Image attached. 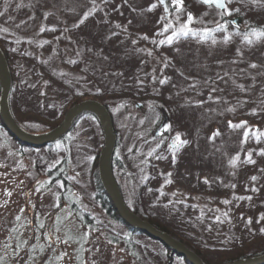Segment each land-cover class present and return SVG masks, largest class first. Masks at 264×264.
Wrapping results in <instances>:
<instances>
[{
    "label": "rangeland",
    "instance_id": "1",
    "mask_svg": "<svg viewBox=\"0 0 264 264\" xmlns=\"http://www.w3.org/2000/svg\"><path fill=\"white\" fill-rule=\"evenodd\" d=\"M157 1L0 0V45L14 82L9 107L16 122L34 133L61 121L72 96L99 92L116 133L113 171L125 197L141 191L143 208L159 213L174 231L187 224L207 237L203 250L217 254L214 236L232 235L237 213L248 215L264 195L256 183L264 179L248 183L261 153L251 136L264 137V41L238 34L203 41L200 34L206 23L217 22L218 8L190 1L186 10L168 14L162 4L159 12ZM232 2L245 23L264 20V0ZM188 13L191 31L183 36ZM225 15L241 22L238 14ZM161 115L168 119L156 122ZM3 126L0 264L165 263L152 237L138 248V259L107 237L123 228L93 198V161L103 140L94 118L83 116L50 146L21 144ZM171 141L175 150L167 154ZM63 156L68 196L92 215L95 228L84 226L68 202L60 205L58 182L40 189L46 171ZM245 188L249 195L237 191ZM241 197L248 201L239 203ZM218 205L232 211L222 216ZM256 225L264 226V215Z\"/></svg>",
    "mask_w": 264,
    "mask_h": 264
},
{
    "label": "trees",
    "instance_id": "2",
    "mask_svg": "<svg viewBox=\"0 0 264 264\" xmlns=\"http://www.w3.org/2000/svg\"><path fill=\"white\" fill-rule=\"evenodd\" d=\"M190 1H191V4L195 3L198 6L202 5V3L199 0H182V8H181L180 5L174 4L173 0H164L165 5L167 7L168 14L180 12L181 10H186V5H188ZM225 2H226L225 10L216 11L219 14L217 22H210L208 24L206 23L207 30L204 32L203 35L200 34L199 38H201L203 41H207V40L217 41V39H220L221 41H223V40L225 41V39H227V37L230 36L231 34L232 35L238 34L239 36L245 37L248 40V42L257 41V40L264 41V20L252 21L250 23L249 22L245 23L244 22L245 21L244 14L240 13L239 10H236L235 8L231 7L232 3H234V2H232V0H226ZM155 4H156L157 8L159 9V12H161L162 7H161L160 3L157 1V2H155ZM184 13H185V11H184ZM227 13L238 14L240 16L241 22H240L239 27H234L230 24V22L228 21V18L225 15ZM158 18H159V16L156 17V19H158ZM185 19L187 21V19H188L187 16H185ZM206 25H203V27L205 26V28H206ZM227 28H229L230 31H228ZM175 38H177V35L175 36ZM0 47L3 50V53L6 57L8 66H9L10 71H11V66H10V61L8 59L7 51L1 45H0ZM11 78L12 79H11V90H10V94H9V105H10V99L12 96V92L14 89L13 77L11 76ZM93 96H96L97 99H99V101L102 102L104 104V106L107 108V110L109 111L108 105L99 98V96H100L99 92H92L91 94L87 93L84 95L76 94L68 100L69 101L68 105H66L62 109V117H63V114L65 113V111L71 105H73L74 103H76L80 100L86 99V98H94ZM163 111H164V109H163ZM164 113H165V111H164ZM85 115H90L92 118L95 119V121H97L96 118L91 113H83V114L79 115L74 120L72 126ZM162 119H168V117L166 115H161V116L156 118V122L161 121ZM59 121H56L55 123L49 124L46 127H42V128L41 127H35L31 130L34 131V133L39 132V131H41V132L47 131V130L55 127L59 123ZM0 125L3 126L1 120H0ZM5 130H6V128H5ZM7 133L10 135V133L8 131H7ZM262 134H263V132L261 134H259L258 137L251 136V139H250V141L253 142L254 146H259V148L261 149V153L259 154L260 151L256 152V155L259 156V161H258L259 165L255 167V171L251 172V169L249 170V173H248L249 185L255 184L256 178H258V177L261 179H264V137L261 136ZM67 135H68V133H67ZM11 137L13 138V136H11ZM63 137L57 139V141L61 140ZM173 141H175V140H173ZM173 141H171L170 143L167 144V151H166L167 154L168 153L171 154V153H173V150H175L174 147L176 146V144ZM19 143H21V142H19ZM21 144H23V143H21ZM52 144H54V142H50L47 145L50 146ZM172 145L174 146L173 148H172ZM19 149L22 150L23 148L21 147ZM98 152H99V149H98ZM98 152H97L96 157L93 161V164H94V168L92 171L93 198H94L95 202L98 204V206L101 208V210L104 211L106 216L112 221L113 220L117 221L123 228L122 234L119 235L118 233L115 232V233L108 234L107 237L111 242H116V243L122 244L124 246V248L127 250L130 257H132L134 259H138V257H139L138 248L145 246L146 241L150 240V239L152 240V238L149 237L148 235H146L144 232L129 226L124 221H122L121 218L119 217L118 213L116 212V210L112 204L111 199L109 198V196L107 195V193L103 189V186L99 180L98 171H97ZM116 160H117L116 156L113 155V157H112V171H113V168L115 166H117ZM147 161H150V160H147ZM147 163H148L147 165H151L150 162H147ZM66 165H67L66 157L63 156L57 164H55L52 168H50L49 170L46 171L45 178H43V180L41 181L40 189H43V190L48 189L55 182H58L61 186V190L57 194V200H58V202H60V205H61V202L62 203L64 201L68 202L69 203V210L77 216V218L80 220V222L84 226H86L87 228H95L96 226H95V222H93L92 215L88 211L83 210L81 207H79L78 203L75 199L73 200L72 198L71 199L69 198L71 189H70V182L68 181L69 179L67 177ZM113 174L115 176L114 171H113ZM253 177H255V179H252ZM115 178H116V176H115ZM259 182L261 183V186L264 187V181L261 180V181H257L256 183H259ZM247 189L248 188H245L244 191L243 190H237V191L238 192H244V195H249L250 189H248V190ZM121 192H122V196L124 198V201H125L127 207L131 211L139 214V216H141L143 219L150 222L156 228L163 230V231L171 234L172 236L176 237L177 239H179L182 243H184L186 246L191 248L206 264L230 262V261H234V260H237L240 258L258 255V254H261L264 252V231H262V229H264V226H257L256 225V224H258V215H259V217L264 215V210H263V208H264V195H263V192H262V194L261 193L258 194V197L260 199L256 203H258L259 206L255 210H252L248 215H245V216L237 213L238 221L236 220V222H234V223H237V225L234 227L235 230H234L232 235L221 236V237H216V235L214 236L216 240L219 239L218 240L220 243L219 246H221V247L218 248L217 254H212V255H209L207 252H205L203 250V247L205 248V246H204L205 244H203V243L206 241L207 237H203V236L201 237V236L195 235L194 234L195 232L190 230L189 229L190 227H188L187 224H185V226H184V231L183 230H181L179 232L174 231L170 226H168L165 223V221L161 218L159 213L154 212L151 208H148V209L143 208L142 204L140 203L141 202V191H140V193L137 192L135 194L134 198H132V200H128L125 197L124 192L122 190H121ZM251 194L257 195V192L252 190ZM239 200H240L239 203H242V202L246 203L248 201L246 198H243V197H241ZM60 205H59V207H60ZM218 207H221V208H219V210H215V212L221 213L222 216H226V213L228 211L229 212L232 211V208L229 205H222V206L218 205ZM185 219H184V221H185ZM249 222L253 223L254 226H249L248 225ZM185 231H187V232H185ZM143 237H145L146 239H144ZM158 243L160 246V254L163 257V260L165 259V263H163V264H172V261L174 259H178L180 261H183L184 264H188L181 256L172 252L171 249H169L168 247H166L165 245H163L160 242H158ZM223 243H226V245H228V247L224 246L225 244H223ZM208 249H210V248H208ZM213 249H215V248H213ZM213 252H214V250H213ZM22 260H23V258H22ZM25 263H26L25 261L24 262L22 261L20 264H25Z\"/></svg>",
    "mask_w": 264,
    "mask_h": 264
},
{
    "label": "water",
    "instance_id": "3",
    "mask_svg": "<svg viewBox=\"0 0 264 264\" xmlns=\"http://www.w3.org/2000/svg\"><path fill=\"white\" fill-rule=\"evenodd\" d=\"M205 5H212L220 10L225 7L220 6L215 0L205 2L199 0ZM164 10L166 7L164 3ZM233 26L239 25V17L229 18ZM11 89V74L5 58L0 48V119L2 124L11 136L18 141L32 145L41 146L53 142L64 135L71 127L74 119L82 113L89 112L95 116L100 126L103 142L98 153L97 171L99 180L103 189L112 201V204L122 221L129 226L141 230L153 239L158 240L163 245L171 249L172 252L184 258L188 264H206L203 260L188 246L171 234L153 226L150 222L140 217L137 213L131 211L124 202L119 186L112 172V155L116 143V134L112 124V118L106 107L96 99H84L74 103L64 113L61 121L52 129L41 133H30L24 130L14 119L9 107V94ZM138 106H140L138 104ZM213 264H264V252L254 256L240 258L230 262Z\"/></svg>",
    "mask_w": 264,
    "mask_h": 264
},
{
    "label": "snow or ice",
    "instance_id": "4",
    "mask_svg": "<svg viewBox=\"0 0 264 264\" xmlns=\"http://www.w3.org/2000/svg\"><path fill=\"white\" fill-rule=\"evenodd\" d=\"M205 2H210V0H205ZM216 3H218L220 6H223V0H215ZM160 3H164V0H160ZM173 3L176 5H182V0H173ZM192 20V14L188 13V19L187 21H185L184 26L181 28L180 33L179 34H183V35H188L189 32L191 31V29L187 28V24ZM43 31V29H41ZM177 33H173V36H176ZM171 37L168 38V42H171ZM164 80H161L160 83H164ZM242 123H246V122H242ZM230 126L231 122H229ZM234 127H240V125H235ZM245 135H247V133H245ZM176 141L180 142V143H184V141L180 140V136L179 134H177L176 136ZM249 162H251V160L249 159ZM252 179H255V177H253ZM248 199H251V197H248ZM225 203H229V201H225ZM227 215V213H226ZM217 220H219V217H216ZM262 231H264V229H262Z\"/></svg>",
    "mask_w": 264,
    "mask_h": 264
}]
</instances>
